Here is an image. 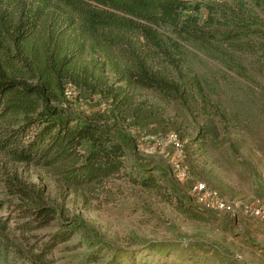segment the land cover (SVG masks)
Wrapping results in <instances>:
<instances>
[{"label":"trees","instance_id":"16d2710c","mask_svg":"<svg viewBox=\"0 0 264 264\" xmlns=\"http://www.w3.org/2000/svg\"><path fill=\"white\" fill-rule=\"evenodd\" d=\"M201 3L0 0V153L49 169L68 188L124 174L130 139L70 114L62 106L67 84L111 98L115 108L129 106L136 90L152 91L183 120L209 122L197 130L200 143L216 140L214 119L249 129L254 111L264 121V0H209L205 14ZM146 180L142 186H155ZM5 187L28 200L15 207L28 218L22 228L63 217L17 172ZM56 243L32 249L31 264Z\"/></svg>","mask_w":264,"mask_h":264},{"label":"rangeland","instance_id":"374dc122","mask_svg":"<svg viewBox=\"0 0 264 264\" xmlns=\"http://www.w3.org/2000/svg\"><path fill=\"white\" fill-rule=\"evenodd\" d=\"M188 1L202 2L205 14L209 0ZM62 106L130 139L124 174L68 188L49 169L0 153V221L7 223L0 264H31L30 251L51 242L45 260L33 264H264V218L255 212L264 204L262 117L251 111L249 129H224L214 119L216 140L200 143L197 130L209 122L183 120L152 91L136 90L129 106L115 108L111 98L67 84ZM14 171L63 217L22 228L28 218L15 207L28 200L5 187ZM149 177L155 186L146 188ZM199 183L203 191L194 190Z\"/></svg>","mask_w":264,"mask_h":264},{"label":"built area","instance_id":"2783aa9c","mask_svg":"<svg viewBox=\"0 0 264 264\" xmlns=\"http://www.w3.org/2000/svg\"><path fill=\"white\" fill-rule=\"evenodd\" d=\"M176 145L178 146L179 143L177 142ZM204 189H205V186H204V184H202V183H199V184H197V185L194 187V190H197V191H203ZM216 203H217V205H218L220 208H225V207H226L225 204H224L222 201L217 200ZM255 212H256L257 214L261 215L262 218H264V204H262V206H261L260 208H257V209L255 210Z\"/></svg>","mask_w":264,"mask_h":264}]
</instances>
